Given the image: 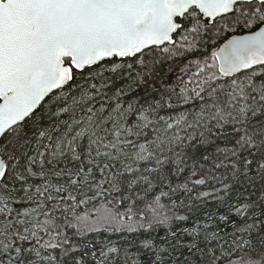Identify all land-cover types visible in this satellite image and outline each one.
Segmentation results:
<instances>
[{
	"label": "snow or ice",
	"instance_id": "obj_1",
	"mask_svg": "<svg viewBox=\"0 0 264 264\" xmlns=\"http://www.w3.org/2000/svg\"><path fill=\"white\" fill-rule=\"evenodd\" d=\"M0 264H264V0H0Z\"/></svg>",
	"mask_w": 264,
	"mask_h": 264
}]
</instances>
